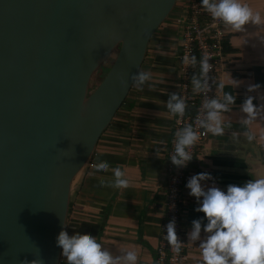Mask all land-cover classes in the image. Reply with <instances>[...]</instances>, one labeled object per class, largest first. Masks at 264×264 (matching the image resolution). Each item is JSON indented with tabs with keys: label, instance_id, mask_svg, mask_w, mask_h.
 I'll return each instance as SVG.
<instances>
[{
	"label": "water",
	"instance_id": "1",
	"mask_svg": "<svg viewBox=\"0 0 264 264\" xmlns=\"http://www.w3.org/2000/svg\"><path fill=\"white\" fill-rule=\"evenodd\" d=\"M176 1L0 0V264L59 263L72 181Z\"/></svg>",
	"mask_w": 264,
	"mask_h": 264
},
{
	"label": "crops",
	"instance_id": "2",
	"mask_svg": "<svg viewBox=\"0 0 264 264\" xmlns=\"http://www.w3.org/2000/svg\"><path fill=\"white\" fill-rule=\"evenodd\" d=\"M245 2L264 16V0ZM170 28L166 32L162 28L149 40L139 71H147L150 78L139 88L134 84V91L99 136L91 159L72 181L65 224L70 234H91L113 254L122 249L135 250L136 264H154L164 216L165 152L174 116L165 102L168 93L177 88L174 53L179 45L178 29ZM245 28L241 33L225 25L228 51L215 88L217 97L231 91L236 105L224 114L227 126L223 134L213 136L207 132L186 169L188 177L200 171L210 172L221 188L228 183H243L256 171H264L260 168L264 164V116H258L245 128L239 111V103L250 94L247 84L259 82L260 91H264V43L256 37L264 33V24H248ZM232 78L241 80L235 88ZM249 132L251 141L247 139ZM105 161L110 168L96 172L94 165ZM116 166L121 167L128 180L125 188H114L108 183L113 179L111 169ZM187 192L183 185L180 205L181 235L188 244L185 264H198L199 248L187 241L185 234L191 220L203 213L193 211L195 200ZM58 264L67 261L60 255Z\"/></svg>",
	"mask_w": 264,
	"mask_h": 264
},
{
	"label": "clouds",
	"instance_id": "3",
	"mask_svg": "<svg viewBox=\"0 0 264 264\" xmlns=\"http://www.w3.org/2000/svg\"><path fill=\"white\" fill-rule=\"evenodd\" d=\"M199 4L213 20L230 26L235 32H245V25L248 24H264V16L245 0H199ZM256 37L264 43V33ZM184 62L196 65L197 58L195 55L185 56ZM210 67L208 57L201 56L199 73H193L191 85L193 93L203 95L196 127L216 136L223 134L227 126L224 114L236 105V96L231 91H224L219 97L207 95ZM149 78L147 71L139 70L130 76L138 88ZM120 82L123 84L124 80ZM240 83L241 80L232 78L234 88ZM219 86L224 87L223 84ZM260 89L259 82L247 84L246 91L250 94L239 103L242 114L240 123L245 128L258 116H264V91ZM254 100L257 103H253ZM165 107L171 115L183 117L187 102L185 97L173 91L168 93ZM174 137L173 149L168 158L177 168L186 167L193 158L189 148L197 142L199 135L192 123H186L175 131ZM247 139L253 140L251 132ZM94 168L96 172H105L110 165L106 161L98 162ZM260 168L264 169V164ZM111 171L113 179L108 183L112 187L128 186L121 167H113ZM101 183L105 181L101 180ZM184 187L195 200L193 211L203 213L191 220V226L185 234L186 240L199 248L198 264H264V171H256L243 183H228L224 188L216 184L210 172L200 171L190 175ZM171 206L175 207V203ZM163 227L164 238L172 250L179 253L182 241L177 237L175 217ZM55 244L67 264H136L137 261L135 250L122 249L119 254H113L93 235L79 232L70 234L64 227L57 232ZM18 264H44V261L34 256L31 259L22 258Z\"/></svg>",
	"mask_w": 264,
	"mask_h": 264
},
{
	"label": "built area",
	"instance_id": "4",
	"mask_svg": "<svg viewBox=\"0 0 264 264\" xmlns=\"http://www.w3.org/2000/svg\"><path fill=\"white\" fill-rule=\"evenodd\" d=\"M173 24L179 31V45L174 53L177 70V88L176 92L185 97L187 107L183 117L173 116L172 134L169 138V145L165 152V172L166 189L164 200V216L160 224V235L155 247L154 264H185L186 251L188 244L181 235V205L180 192L186 179V167L177 168L169 160L168 156L172 152L174 145V133L186 123H192L199 135L197 142L189 148V151L196 154L207 137V131L196 127L198 118V109L203 99L200 93H193L191 85V76L193 73H199V59L201 56H207L211 65L208 77L210 87L208 96H216V80L218 73L225 68L227 42V31L225 25L217 20H213L200 7L199 0H180L172 17ZM195 55L196 65H189L184 62L185 56ZM134 91V83L129 93ZM128 93V94H129ZM91 159V158H90ZM175 203V207L171 205ZM175 217L176 233L178 239L182 241L181 251L176 253L172 250L165 237L164 225Z\"/></svg>",
	"mask_w": 264,
	"mask_h": 264
},
{
	"label": "rangeland",
	"instance_id": "5",
	"mask_svg": "<svg viewBox=\"0 0 264 264\" xmlns=\"http://www.w3.org/2000/svg\"><path fill=\"white\" fill-rule=\"evenodd\" d=\"M180 0H177L173 10L169 13L168 17L163 21L162 24L159 25V27L156 29V31L151 35L150 41L152 40V37H154L157 32H160L162 28H164V31L170 30L172 28H175V25L173 24L172 17L174 16V11L177 8ZM174 33V32H173ZM172 34V33H171ZM117 52V48L108 55V57L105 59V61L95 70V73L92 77V83L90 89L92 90L102 79L104 74L106 73L107 69L111 65L113 58L115 57ZM129 95V94H128ZM128 95L126 96V100L128 99Z\"/></svg>",
	"mask_w": 264,
	"mask_h": 264
},
{
	"label": "trees",
	"instance_id": "6",
	"mask_svg": "<svg viewBox=\"0 0 264 264\" xmlns=\"http://www.w3.org/2000/svg\"><path fill=\"white\" fill-rule=\"evenodd\" d=\"M227 48H228V42H226V44H225V51H228ZM125 101H126V98L124 99L123 103H124ZM123 103H122V104H123ZM122 104H121V105H122Z\"/></svg>",
	"mask_w": 264,
	"mask_h": 264
}]
</instances>
